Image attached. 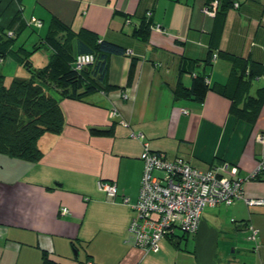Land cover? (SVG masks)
Segmentation results:
<instances>
[{"label": "crops", "instance_id": "1", "mask_svg": "<svg viewBox=\"0 0 264 264\" xmlns=\"http://www.w3.org/2000/svg\"><path fill=\"white\" fill-rule=\"evenodd\" d=\"M209 1L0 0V28L16 30V50H34L46 33L66 35L56 20L75 35V53L82 30L127 48L110 56L106 82H95V92L59 97L66 124L60 134L42 136L40 161L0 155V264H43L44 252L55 264H264V205L243 199L205 208L189 235L194 252L178 248L176 234L160 242L158 253L127 241L145 143L232 178L249 176L264 155L257 140L264 135V0H218L214 16L203 11ZM147 16L154 26L143 40L133 30ZM33 17L43 21L40 29H29ZM41 47L34 56L45 51L46 60L29 56L35 67L49 61L50 50ZM14 69L17 79L31 76L17 61ZM198 74L209 79L205 98L177 99L179 81L190 87ZM117 91L128 97L112 99ZM15 160L11 173L6 166ZM259 174L244 182L246 198L264 199V171ZM100 181L115 182L117 196L101 190ZM61 207L70 212L60 214ZM251 227L259 230L256 242L248 239Z\"/></svg>", "mask_w": 264, "mask_h": 264}, {"label": "trees", "instance_id": "2", "mask_svg": "<svg viewBox=\"0 0 264 264\" xmlns=\"http://www.w3.org/2000/svg\"><path fill=\"white\" fill-rule=\"evenodd\" d=\"M13 21H16V16ZM56 23L67 32L66 35L51 36L46 33L41 37L40 44L32 51L24 48L16 50L15 40L13 41L16 35L9 36L7 32L4 37L0 34V57L4 58L12 53L18 63L31 71V76L22 80L16 77L8 80L6 75L0 73V155L40 161L43 156L39 147L42 136L60 134L66 124L59 97L82 99L95 92L98 89L95 82L98 84L106 82L110 56L127 53L126 47L111 41L99 40L95 34L87 30H82L76 35L78 52L75 53L72 44L75 35L58 20ZM152 24L150 18L145 17L139 27L134 28L133 35L146 40ZM2 31L3 28H0V32ZM40 45L41 48L46 47L50 50L49 61L45 67H35L29 59V56L40 49ZM89 53L95 54L96 62L91 66L77 69L74 65L76 55ZM187 63L183 61L182 71L189 70ZM134 69L135 61L132 63L131 76ZM247 80L250 81L249 78ZM209 87L207 76L198 74L190 87L179 81L174 93L177 99L192 98L200 101L205 98ZM262 100L263 98L257 99L255 104ZM93 131L97 135L110 132L103 129ZM259 176L260 174L257 178ZM192 234L195 233H184L185 236ZM174 235L169 238H173ZM43 264H55L46 252L43 253Z\"/></svg>", "mask_w": 264, "mask_h": 264}, {"label": "built area", "instance_id": "3", "mask_svg": "<svg viewBox=\"0 0 264 264\" xmlns=\"http://www.w3.org/2000/svg\"><path fill=\"white\" fill-rule=\"evenodd\" d=\"M219 1L214 0L203 7L208 15H216ZM149 16V15H148ZM150 17V16H149ZM28 25L42 27L43 22L33 17ZM154 26V25H152ZM160 30V27H155ZM14 31H9L13 35ZM214 54V58L217 57ZM96 62L95 54H79L74 59L77 69L91 66ZM209 83V79H208ZM114 100L128 97L117 91L110 94ZM185 112H188L184 110ZM119 113L113 110L112 116ZM128 125V124H127ZM132 137H144L142 133H131ZM257 140L264 142V135ZM144 173L136 202L131 203L135 212L130 226L128 242L142 249L145 254L158 253L160 242L172 237L176 230L183 233H196L200 227L206 207L232 205L236 200L243 199L249 205H264V199H249L244 195V182L256 179L264 171V155L258 162L256 170L247 177L232 178L214 170H201L187 163L181 157L169 158L165 152L152 150L147 143L142 153ZM98 186L109 196L115 198L118 187L115 182L100 181ZM129 203L128 197L124 198ZM70 212L67 207L60 208V214ZM248 239L256 242L259 230L251 227ZM86 264H93L91 261Z\"/></svg>", "mask_w": 264, "mask_h": 264}, {"label": "rangeland", "instance_id": "4", "mask_svg": "<svg viewBox=\"0 0 264 264\" xmlns=\"http://www.w3.org/2000/svg\"><path fill=\"white\" fill-rule=\"evenodd\" d=\"M30 21V20H29ZM15 23V22H14ZM12 23V24H14ZM0 24L2 25V22L0 20ZM29 29L30 28H33L32 25H28ZM6 29H3L4 31L0 32V34L2 36L5 35V33H7L10 29V28H7V26L5 27ZM40 29V28H39ZM45 29V28H44ZM7 32H6V31ZM30 31L27 32V35ZM40 33V32H39ZM9 35V33H8ZM9 36H15V33L13 35H9ZM5 37V36H4ZM34 37V36H33ZM33 37H31L30 41H29V45L28 47H32L31 45L33 44L34 40L32 39ZM15 40V43H16V37L13 38V41ZM31 50V49H30ZM32 51V50H31ZM46 52L45 51H41L40 53H38L37 55L34 56V53L31 55V58L34 60H38L39 59V56H43L44 59L46 60ZM8 55L10 56H7V59L12 58L13 60L12 61H15V65L13 66V68L10 67V65H8V62L9 60H7L6 62H4L3 64V61L0 59V73H5L6 74V77L8 80L14 78V75L16 73V69H14V67L16 68V60L14 59V57L12 56V53H9ZM24 67V66H23ZM25 68V67H24ZM27 70V68H25ZM12 158V157H11ZM22 160V159H21ZM16 160L11 164L10 162H8L7 166H6V169L7 171H10L11 173H16ZM176 237L180 238V244L178 245V248H180L181 250H188V251H191V252H194L195 251V248H194V245H193V241H192V236H189V235H186L184 236V233L181 232L179 229L177 230L176 232ZM229 251V250H228ZM227 251V252H228ZM232 253V248L230 249V254ZM231 262V261H230ZM230 262H228L230 264Z\"/></svg>", "mask_w": 264, "mask_h": 264}]
</instances>
